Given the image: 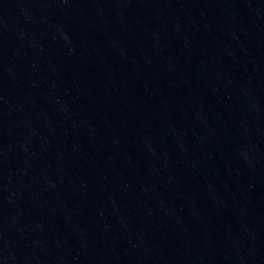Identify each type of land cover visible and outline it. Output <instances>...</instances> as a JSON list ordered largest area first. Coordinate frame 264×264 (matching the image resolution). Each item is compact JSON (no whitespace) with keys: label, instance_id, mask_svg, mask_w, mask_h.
Segmentation results:
<instances>
[{"label":"water","instance_id":"obj_1","mask_svg":"<svg viewBox=\"0 0 264 264\" xmlns=\"http://www.w3.org/2000/svg\"><path fill=\"white\" fill-rule=\"evenodd\" d=\"M0 264H264V0H0Z\"/></svg>","mask_w":264,"mask_h":264}]
</instances>
